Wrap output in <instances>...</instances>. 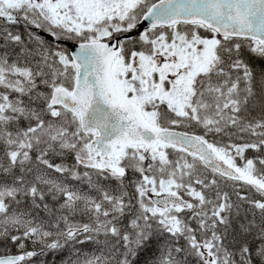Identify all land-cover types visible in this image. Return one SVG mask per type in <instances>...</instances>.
<instances>
[{
  "label": "snow or ice",
  "instance_id": "1",
  "mask_svg": "<svg viewBox=\"0 0 264 264\" xmlns=\"http://www.w3.org/2000/svg\"><path fill=\"white\" fill-rule=\"evenodd\" d=\"M0 264H264V0H0Z\"/></svg>",
  "mask_w": 264,
  "mask_h": 264
}]
</instances>
